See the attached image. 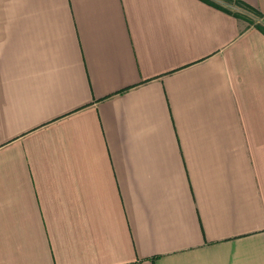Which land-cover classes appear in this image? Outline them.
Listing matches in <instances>:
<instances>
[{
	"label": "crops",
	"instance_id": "crops-1",
	"mask_svg": "<svg viewBox=\"0 0 264 264\" xmlns=\"http://www.w3.org/2000/svg\"><path fill=\"white\" fill-rule=\"evenodd\" d=\"M214 2L0 0V264H264V33Z\"/></svg>",
	"mask_w": 264,
	"mask_h": 264
},
{
	"label": "rangeland",
	"instance_id": "rangeland-1",
	"mask_svg": "<svg viewBox=\"0 0 264 264\" xmlns=\"http://www.w3.org/2000/svg\"><path fill=\"white\" fill-rule=\"evenodd\" d=\"M215 1H219L220 3H223L227 8L231 9L232 12L240 15L242 18V22L244 24H249L248 21H251L253 23H258L261 24L262 26H264V21L261 20V18L254 13L253 11L241 6V5H237V4H227L225 3L223 0H215ZM247 19V20H246Z\"/></svg>",
	"mask_w": 264,
	"mask_h": 264
},
{
	"label": "trees",
	"instance_id": "trees-1",
	"mask_svg": "<svg viewBox=\"0 0 264 264\" xmlns=\"http://www.w3.org/2000/svg\"><path fill=\"white\" fill-rule=\"evenodd\" d=\"M202 1H204V2H206V3H208V4H210V5H213V6H215V7H218V8H222V9H224L222 6H219L217 3H215L214 0H202ZM226 1H227V2H230V3H232V4L241 5V6L245 7V8H247V9L253 11L254 13H256V14L261 18L262 21H264V16H263L262 13H261L260 11H258L256 8H254V7L250 6V5H247L246 3H242L241 1H233V0H226ZM236 15H237L238 17L242 18L240 15H238V14H236ZM246 20H247V19H246ZM248 22H249L248 26H249V25H254V26H256V27H257L262 33H264V26H262L261 24H258V23H253V22H251V21H248Z\"/></svg>",
	"mask_w": 264,
	"mask_h": 264
}]
</instances>
